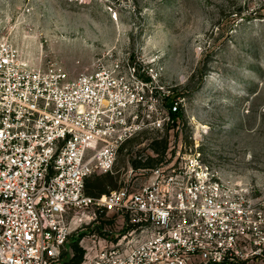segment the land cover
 Wrapping results in <instances>:
<instances>
[{"label": "built area", "instance_id": "1", "mask_svg": "<svg viewBox=\"0 0 264 264\" xmlns=\"http://www.w3.org/2000/svg\"><path fill=\"white\" fill-rule=\"evenodd\" d=\"M91 68L33 69L0 38V264H62L70 235L109 214L123 231L81 240L79 264H264V188L231 187L196 157L152 169L137 191L85 192L127 140L181 111L155 58L107 51Z\"/></svg>", "mask_w": 264, "mask_h": 264}, {"label": "rangeland", "instance_id": "2", "mask_svg": "<svg viewBox=\"0 0 264 264\" xmlns=\"http://www.w3.org/2000/svg\"><path fill=\"white\" fill-rule=\"evenodd\" d=\"M0 38L28 67L57 64L71 76L107 51L164 67L160 92L179 99L177 119L133 135L111 173L86 181L87 194L137 191L152 169L192 157L231 187L264 188V0H0ZM124 224L109 214L74 231L62 261L76 238L85 253L81 240L119 234Z\"/></svg>", "mask_w": 264, "mask_h": 264}, {"label": "trees", "instance_id": "3", "mask_svg": "<svg viewBox=\"0 0 264 264\" xmlns=\"http://www.w3.org/2000/svg\"><path fill=\"white\" fill-rule=\"evenodd\" d=\"M70 247L72 248L73 255L69 260L63 261L62 264H79L83 259L84 252L78 246V238L70 244Z\"/></svg>", "mask_w": 264, "mask_h": 264}, {"label": "crops", "instance_id": "4", "mask_svg": "<svg viewBox=\"0 0 264 264\" xmlns=\"http://www.w3.org/2000/svg\"><path fill=\"white\" fill-rule=\"evenodd\" d=\"M245 264H263V263H260V262H257V261H252V262H248V263H245Z\"/></svg>", "mask_w": 264, "mask_h": 264}]
</instances>
